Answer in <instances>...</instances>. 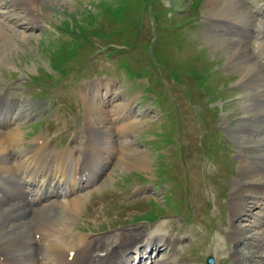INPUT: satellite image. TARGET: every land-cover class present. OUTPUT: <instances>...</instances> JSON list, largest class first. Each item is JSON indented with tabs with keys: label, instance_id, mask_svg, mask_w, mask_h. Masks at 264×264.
<instances>
[{
	"label": "rangeland",
	"instance_id": "rangeland-1",
	"mask_svg": "<svg viewBox=\"0 0 264 264\" xmlns=\"http://www.w3.org/2000/svg\"><path fill=\"white\" fill-rule=\"evenodd\" d=\"M236 1L229 18L243 17L240 33L253 32L243 43L244 35L213 32L226 20L227 4L219 2L214 12L210 0H40L37 24L0 0V20L10 27L0 39V96L15 97L21 112L17 154L39 135L49 148L72 147L78 160L82 150L106 148L108 124L97 119L99 129L87 127L81 98L83 88L99 81L111 87L106 113L118 106L135 118L134 131L124 135L122 122H115L113 150H100L109 166L82 191L71 231L91 238L117 232L180 238L174 249L161 243L162 251L151 250L146 263L210 264L212 257V264H264L250 239L262 234L260 224L251 214H230L235 188L241 182L261 187L264 180L252 171L264 169V95L254 93L264 88V0ZM239 48L238 60L254 65L244 81L239 64H227ZM122 152L127 159L142 152L148 165L123 168ZM242 159L256 167L241 175ZM233 223L248 235L236 244L229 239Z\"/></svg>",
	"mask_w": 264,
	"mask_h": 264
},
{
	"label": "bare ground",
	"instance_id": "bare-ground-1",
	"mask_svg": "<svg viewBox=\"0 0 264 264\" xmlns=\"http://www.w3.org/2000/svg\"><path fill=\"white\" fill-rule=\"evenodd\" d=\"M39 1L10 0V5H12V9L27 12L26 14L30 15V20H28L33 24H37V17L35 18L33 14H35L34 10ZM219 2L227 4V9L223 10L224 14L220 15L227 18L220 22L218 28L215 27L213 32L218 30H221V32L228 31L230 34L233 33L229 35L233 38L243 37L244 35L241 43L251 40L253 32H249L248 37L240 33L241 30H245V26L243 27L239 23H244L246 19L237 16V19L236 17L234 19L233 17L232 19L229 18L234 14L233 11L238 8L237 1L210 0L208 6L215 12L217 7H222ZM8 28H10L8 23L0 20V39L6 37ZM242 54V49L239 48L227 64H239L241 69L240 79L244 81L249 76L247 75L249 74L248 69L254 67V65L247 64V60L239 61L238 58H242ZM88 88H83L81 92L84 109L87 113V127L93 128V130L99 129V122L102 121L108 124L107 127L109 133H111L105 135L102 139L101 143H106V148L94 147L93 149L92 147L90 149L94 151L90 150L84 153L82 152L84 150H82L81 156L83 155V157L80 160L75 158V150L72 147L67 146L63 150L49 148L46 139L40 135L35 136L30 141L31 145L29 149L27 148V151L23 154H17L13 148L23 140L24 136L19 126L15 124L21 118V112L17 110L18 105H16L15 97H12L11 94L0 96V178L2 181L5 179L7 183L13 185L10 189L9 186L12 185L8 184L9 186H7L0 182V192L4 193L0 196V264H131V261L135 258L137 264H140V262L155 264L152 261L146 263L147 259L151 260L152 258L150 255L151 250L160 252L162 250L159 246L166 243V247L170 246L171 249L178 246L180 238L175 236L170 238L167 234L155 233L154 236L142 239L143 232L139 234L117 232L91 238L71 231L72 222L77 212L80 211L81 204L85 201L84 190L92 187L101 178L105 166L109 163L108 160H103L101 151L112 149V144L115 143L113 131L116 126L115 122H122L120 124L121 131L117 130L119 127L116 129L120 132L119 135H124L128 132V129L129 132L134 131L135 128V118L130 114L131 111L122 112L123 110H120V112L118 109L116 110L118 106H113L109 110L110 113H106L104 102L109 97V95H106L111 89L109 84L99 81L95 83V86L90 87L89 85ZM93 88V95L90 97L88 93ZM101 90L104 91L101 93L103 98L100 97ZM254 93L258 96L264 95V88L263 93H261L255 87ZM95 97L98 98V101L94 100ZM100 99H102V102L99 101ZM97 119L100 121L97 122ZM94 137L96 138L93 141L97 140V136ZM122 153L117 157V162L123 168L144 169L148 165L147 158L141 156L143 155L142 152H138L135 157L128 154V159L125 157V152ZM108 156L110 157V155ZM248 162L246 159L240 161L239 170L241 175L250 170V165L256 167L253 165L254 163L249 165ZM252 171L255 178H264V169L261 171L258 169V172L256 167ZM262 182L261 187L253 183H239L240 185L231 194L230 214L232 218L242 213L247 216L251 214L255 217V222L260 224L263 232L260 236H250V239L257 251L261 253L259 254L262 259H264V180ZM244 187L247 189L249 196L242 194ZM9 189L12 191L9 192ZM29 213L33 215H30L27 219H17V217H22L19 215H29ZM9 220L16 222L7 224ZM6 224L9 225L8 228L4 227L7 226ZM242 231L243 229H240L238 224L233 223L230 226L229 239L235 244L240 242L242 237L248 236ZM71 238L75 239L71 240ZM239 252L235 250L233 256L239 257ZM130 253L133 254L131 259H129Z\"/></svg>",
	"mask_w": 264,
	"mask_h": 264
},
{
	"label": "water",
	"instance_id": "water-1",
	"mask_svg": "<svg viewBox=\"0 0 264 264\" xmlns=\"http://www.w3.org/2000/svg\"><path fill=\"white\" fill-rule=\"evenodd\" d=\"M208 262H209V263H212V262H213L212 257H209V258H208Z\"/></svg>",
	"mask_w": 264,
	"mask_h": 264
}]
</instances>
